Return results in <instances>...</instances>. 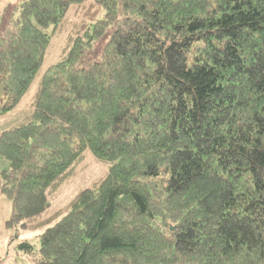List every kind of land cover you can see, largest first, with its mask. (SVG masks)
I'll use <instances>...</instances> for the list:
<instances>
[{
    "label": "trees",
    "instance_id": "obj_1",
    "mask_svg": "<svg viewBox=\"0 0 264 264\" xmlns=\"http://www.w3.org/2000/svg\"><path fill=\"white\" fill-rule=\"evenodd\" d=\"M36 81L0 132L28 264H264V0L9 2L0 117ZM88 151L107 173L51 213Z\"/></svg>",
    "mask_w": 264,
    "mask_h": 264
},
{
    "label": "rangeland",
    "instance_id": "obj_2",
    "mask_svg": "<svg viewBox=\"0 0 264 264\" xmlns=\"http://www.w3.org/2000/svg\"><path fill=\"white\" fill-rule=\"evenodd\" d=\"M12 1L15 0H0V9L5 5V3ZM70 17L71 19H74L72 15ZM64 39L65 34H61L60 36H55L53 38V43L48 51L44 68H47L49 65H52L60 60ZM37 87L38 81L34 83L29 94L21 101L15 110L0 117V132L29 119ZM7 165V161L0 156V171L7 168ZM108 169V164L100 162L93 155V153L88 151L85 159L76 168L71 177H69L61 185L53 197H50V212L52 213L68 206V204L80 191L91 186L94 181L103 177L107 173ZM11 213L12 205L10 200L3 196L0 192V264H28L26 254L22 253L18 249V245L27 240L34 245L36 250H38V238L42 229L19 232L16 228H7L5 224L10 218Z\"/></svg>",
    "mask_w": 264,
    "mask_h": 264
},
{
    "label": "crops",
    "instance_id": "obj_3",
    "mask_svg": "<svg viewBox=\"0 0 264 264\" xmlns=\"http://www.w3.org/2000/svg\"><path fill=\"white\" fill-rule=\"evenodd\" d=\"M9 3V2H8ZM5 5H7V3H5ZM5 5L0 9V12L2 11V9L5 7Z\"/></svg>",
    "mask_w": 264,
    "mask_h": 264
}]
</instances>
